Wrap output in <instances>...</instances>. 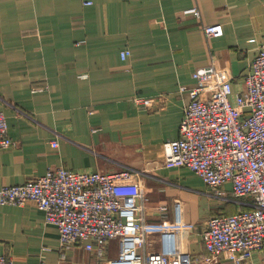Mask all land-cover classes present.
I'll return each mask as SVG.
<instances>
[{
	"label": "crops",
	"instance_id": "crops-1",
	"mask_svg": "<svg viewBox=\"0 0 264 264\" xmlns=\"http://www.w3.org/2000/svg\"><path fill=\"white\" fill-rule=\"evenodd\" d=\"M195 6L200 16L187 12ZM207 24L223 35L208 39ZM263 45L264 0H0V110L14 140L0 146V188L53 166L138 170L141 253L199 261L208 220L248 205L231 182L218 196L190 168L166 167L163 143L181 137L197 68L214 63L238 92ZM119 250L118 239L102 256L79 243L62 258L59 229L36 202H0V251L16 264H109Z\"/></svg>",
	"mask_w": 264,
	"mask_h": 264
},
{
	"label": "built area",
	"instance_id": "built-area-1",
	"mask_svg": "<svg viewBox=\"0 0 264 264\" xmlns=\"http://www.w3.org/2000/svg\"><path fill=\"white\" fill-rule=\"evenodd\" d=\"M187 12L200 16L198 6ZM203 29L208 39L224 33L222 24H207ZM130 55L129 49L121 51L122 59ZM193 77L197 85L189 90L181 137L163 143L164 165L190 168L218 196H223L224 183L231 182L233 196L248 205L208 220L203 233L208 255L199 261L162 251L141 253L147 230L140 204L144 190L136 180L141 172L132 168L85 172L53 166L22 184L2 186L0 202H36L45 212L46 223L59 229L62 258L79 243L102 256L109 241L118 239L119 255L109 264H219L223 256L235 264H257L254 253H264V45L238 92L231 81L219 78L214 63L197 68ZM13 143L0 110V146ZM52 145L59 144L53 141ZM0 264L16 263L0 251Z\"/></svg>",
	"mask_w": 264,
	"mask_h": 264
}]
</instances>
